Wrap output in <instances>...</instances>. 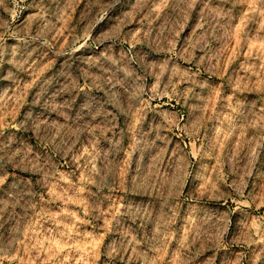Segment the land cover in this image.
<instances>
[{
	"label": "rangeland",
	"instance_id": "1",
	"mask_svg": "<svg viewBox=\"0 0 264 264\" xmlns=\"http://www.w3.org/2000/svg\"><path fill=\"white\" fill-rule=\"evenodd\" d=\"M0 156V264H264V0H0Z\"/></svg>",
	"mask_w": 264,
	"mask_h": 264
},
{
	"label": "clouds",
	"instance_id": "2",
	"mask_svg": "<svg viewBox=\"0 0 264 264\" xmlns=\"http://www.w3.org/2000/svg\"><path fill=\"white\" fill-rule=\"evenodd\" d=\"M70 147H71V145H70ZM2 159H4V157L0 156V160H2ZM9 159H11V157H10ZM184 159H185L186 162H189V161H190V157H188L187 154H185ZM169 166H170V167L172 166L171 158H170ZM178 180H179V178H178ZM181 182H182V181H181ZM133 190H134V189H133ZM149 190H150V189H147V188L144 189L145 192H147V191H149ZM177 190L179 191V184H178V186H177ZM157 191H158V189H157Z\"/></svg>",
	"mask_w": 264,
	"mask_h": 264
}]
</instances>
